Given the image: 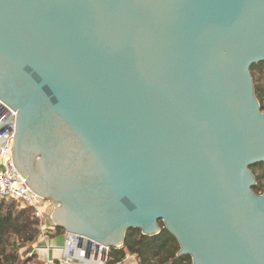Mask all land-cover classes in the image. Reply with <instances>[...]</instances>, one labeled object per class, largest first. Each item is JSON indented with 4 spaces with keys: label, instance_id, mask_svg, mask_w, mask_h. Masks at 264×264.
I'll return each mask as SVG.
<instances>
[{
    "label": "water",
    "instance_id": "95a60500",
    "mask_svg": "<svg viewBox=\"0 0 264 264\" xmlns=\"http://www.w3.org/2000/svg\"><path fill=\"white\" fill-rule=\"evenodd\" d=\"M262 62L264 0H0L13 166L74 264L160 223L191 264H264Z\"/></svg>",
    "mask_w": 264,
    "mask_h": 264
},
{
    "label": "trees",
    "instance_id": "16d2710c",
    "mask_svg": "<svg viewBox=\"0 0 264 264\" xmlns=\"http://www.w3.org/2000/svg\"><path fill=\"white\" fill-rule=\"evenodd\" d=\"M255 96L264 112V62L250 68ZM256 179L253 192L264 194V163L252 166ZM161 231L153 237L143 236L137 229H129L121 248H111L105 264H125L133 256L137 264H191L187 255L178 256L179 245L160 223ZM58 231H63L56 228ZM64 232V231H63ZM39 234L38 221L32 210H20L13 202L0 205V264H43L35 255L24 259L19 251L33 244Z\"/></svg>",
    "mask_w": 264,
    "mask_h": 264
},
{
    "label": "built area",
    "instance_id": "2783aa9c",
    "mask_svg": "<svg viewBox=\"0 0 264 264\" xmlns=\"http://www.w3.org/2000/svg\"><path fill=\"white\" fill-rule=\"evenodd\" d=\"M14 117L15 113L0 101V205L4 202H13L20 210H32L35 219L38 221L40 238L44 239L46 231L49 230L46 223L47 212L52 208V205L50 201L31 192L24 182L25 179L19 175L13 166L14 124H9V122L14 121ZM69 243L72 245L74 240H70ZM93 245L92 253L95 255L97 244ZM70 251L71 248L67 256H69ZM108 252L109 249L106 248V255ZM97 257H101V254H98ZM65 263L71 264V259L67 258Z\"/></svg>",
    "mask_w": 264,
    "mask_h": 264
},
{
    "label": "crops",
    "instance_id": "0c3cea01",
    "mask_svg": "<svg viewBox=\"0 0 264 264\" xmlns=\"http://www.w3.org/2000/svg\"><path fill=\"white\" fill-rule=\"evenodd\" d=\"M51 209L47 212L46 223L48 225L49 230L46 231V235L44 239L40 238V230L39 234L35 240V242L29 246L22 248L19 253L22 257H27L28 255H35L36 259L43 264H66L65 260H67V253L70 248V243L66 234L63 231L56 230L50 221L49 214ZM87 246L83 248L75 247L73 259L79 261L81 264H102L101 257H95V255L90 256V258H86L87 256ZM71 259V258H70ZM71 264H74L71 261ZM125 264H137L133 256H127L125 260Z\"/></svg>",
    "mask_w": 264,
    "mask_h": 264
},
{
    "label": "rangeland",
    "instance_id": "374dc122",
    "mask_svg": "<svg viewBox=\"0 0 264 264\" xmlns=\"http://www.w3.org/2000/svg\"><path fill=\"white\" fill-rule=\"evenodd\" d=\"M30 257V255H28L27 257H25L24 259H26V258H29Z\"/></svg>",
    "mask_w": 264,
    "mask_h": 264
}]
</instances>
